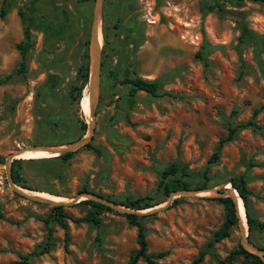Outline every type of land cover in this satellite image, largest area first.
Wrapping results in <instances>:
<instances>
[{"label": "rangeland", "instance_id": "1", "mask_svg": "<svg viewBox=\"0 0 264 264\" xmlns=\"http://www.w3.org/2000/svg\"><path fill=\"white\" fill-rule=\"evenodd\" d=\"M214 2L223 10L211 9ZM5 9L0 18V78L18 67L16 44L25 29L32 46L25 76L14 73L0 84V264L38 250L48 226L52 244L32 257L33 264H128L138 248L137 227L124 212L110 207L95 225L76 221L90 208L80 203L84 198L64 205L66 240L65 230L52 218L53 205L15 192L4 166L6 156L18 148L66 144L85 135L79 121L88 128L82 102L89 96L94 0H7ZM241 25L247 29L243 38ZM101 32L90 141L101 152L84 145L67 160L15 158L20 183L63 201L85 186L116 203L137 198L152 203L137 214L146 228L148 251L165 252L157 264H191L202 251L198 264H252L245 254L227 259L244 248L237 223L229 236L214 241L224 220L217 194L196 190L165 205L169 195L158 189V181L171 163L185 167L188 174L179 171L176 176L189 182V189L226 190V182L244 176L255 221L251 230L247 223L246 235L264 249V230L257 226L264 222V3L103 0ZM125 76L158 80L167 94L138 91L130 97L127 87L115 80ZM256 109L254 120L263 128L238 129L210 162L228 128L249 120ZM44 219L50 220L48 226ZM259 258L264 261V255ZM136 264L148 263L139 259Z\"/></svg>", "mask_w": 264, "mask_h": 264}, {"label": "trees", "instance_id": "2", "mask_svg": "<svg viewBox=\"0 0 264 264\" xmlns=\"http://www.w3.org/2000/svg\"><path fill=\"white\" fill-rule=\"evenodd\" d=\"M6 1L7 0H2L3 3L0 8V18H2L6 13V9H5ZM230 1H243V0H230ZM256 1H260L264 3V0H256ZM215 7L218 8L219 10H223L222 5L219 2H214L213 5H210L211 9ZM246 34H247L246 27L244 25H241V37L240 38H243V36H245ZM31 46H32V42H31L30 33L27 29H25L23 39L16 44V48L20 54V61H19L18 67L13 73H8L7 75L4 76V78H0V84L5 83L14 73H19L25 76L27 53L29 49L31 48ZM85 56H86V77H87L88 76V56L87 54ZM115 80L116 82L123 84L127 87V95L130 97L134 96L138 91H144L145 93L151 96H161V95L167 94L165 92L160 91V83L158 80H155V79H147V78H142L139 76H133V77L125 76L122 78H116ZM257 112H258L257 109L254 110L249 120L242 122V123H238L234 126H230L228 128V133L226 137L220 139L219 144L216 148V151L210 157V160H209L210 162H214L219 158L220 149L222 148L224 143L230 141L234 137L238 129L250 127L254 130H260L263 128L262 125H260L258 122L254 120ZM79 124H80L79 127L82 131V134L84 135L87 130V123L84 120H80ZM85 146L92 148L93 151L98 154L101 152V149L99 147L90 144V142L85 144ZM71 154L72 152H65L60 155L53 156L51 158L67 160L71 156ZM18 160L19 159H14L11 162V176L15 183H18L22 187H25L24 185L20 183V181L22 180L20 171L14 167L15 163ZM31 160L33 159L31 158ZM250 164H254V163L250 162ZM179 171H181L182 174H188L187 171L185 170V167H179L176 163H171L165 169H163L161 172V178L158 181V189H162V192L165 193L166 195H169L170 192L174 190L189 189L190 183L187 181H184L183 179H181V177L176 176L177 172ZM230 183L232 184V186H234V188L236 189V191L238 192V194L240 195L243 201V204L245 207L246 219L248 222V228L249 230H251L255 226V221L249 212V204H248V196H247L249 193V189L247 188L246 180L244 176L241 175L237 178L231 179ZM195 188H205V186L195 187ZM218 191L222 192L224 191V189L221 188ZM81 192H90V191L89 189H87V187L84 186ZM217 199L223 206L224 220L220 228L214 232V241H219L229 236L231 233L232 227L236 225L237 220H238L236 216V209H235L233 200L228 196H218ZM80 203L87 204L90 206V208L85 212V214L82 217L76 219V221H79V222H89L95 225H99L101 223L100 214L104 210H110L109 206L99 201L93 200V199H84V200H81ZM117 203L120 205L126 206L130 209H135V210L150 208L151 206H153L152 203H142L141 198L130 199L125 202L119 201ZM52 209L56 211V213L52 216V218L56 220L61 225V227L65 230V239L67 240L69 237L68 231H67L68 224L65 220L66 215L62 213V206L54 205L52 206ZM124 215L126 216L129 223L137 227L138 248L136 251H134L130 255L128 264H136L139 259L144 260L148 264H157V260L162 258L165 255V252L164 251H160L156 253L149 252L148 242L146 239V228L143 222L141 221L140 217L138 216V214L135 212H127ZM49 222L50 220L44 219V223L47 226L49 225ZM257 226L260 229L264 230V222L258 223ZM51 236H52L51 227L48 226V233H47L46 241L44 242V244H40L38 246L39 248L38 250L22 255L19 257V259L10 261L7 264H33L32 263L33 256L42 254L49 250L52 244ZM211 245H212V242H209L208 246H211ZM204 254L205 252L203 251L200 252L198 257L194 259L191 264L200 263L204 257ZM241 254L251 256L254 260L252 264H264V261L261 260L258 255L249 253L242 247L232 251L230 255L227 257V259L231 260L237 255H241Z\"/></svg>", "mask_w": 264, "mask_h": 264}, {"label": "water", "instance_id": "3", "mask_svg": "<svg viewBox=\"0 0 264 264\" xmlns=\"http://www.w3.org/2000/svg\"><path fill=\"white\" fill-rule=\"evenodd\" d=\"M102 3L103 0H94V9H93V17H92V22H91V29H90V51H89V116H90V120L88 121V128H87V132L85 133V135L81 138V139H77L75 141H72L70 143H66V144H58V145H52V146H38V147H42L48 150H52L49 148L55 147V146H64L58 150H54L52 152H56V155L53 156H57L60 155L62 153L65 152H72V151H76L77 149H79L80 147L84 146L85 144L89 143L92 139V135H93V131H94V100H95V96L98 92V87H99V82H100V68H101V45H99V40H98V25L100 24L101 26V8H102ZM45 29H48L49 31H51L52 33L56 34V32H54L52 29H50L49 26H45ZM27 148H35V147H27ZM24 149L26 148H18L15 151L9 153L6 156L5 159V170H6V176L8 179V183L10 185V187L17 192L18 194L26 197L27 199H30L32 201H36V202H41V203H45V204H51V205H71L74 203L79 202L82 198L84 199H93L96 201H99L111 208L117 209L121 212L127 213V212H135V213H139L142 214L141 210H132L130 208H124V206H121L119 204H117L114 201H111L107 198H104L96 193L93 192H79L75 197H72L69 199V201H54L45 197H41L38 195H29L25 192H23L20 188H18V186H16L17 184L13 181L12 176H11V162L13 159L18 158L16 157L18 154H20ZM230 184V186L228 187L227 184ZM21 187V186H20ZM23 188V187H22ZM224 188L226 190L220 192L218 191V188H210V189H206V188H202V189H180V190H174L172 192H170L169 194V199L166 201L165 205L169 204L174 198H177L181 195H187V194H192L193 192H195L196 190H200V191H213L214 194H217V196H228L233 200L235 209H236V216L238 218L237 220V226L240 229L241 233H242V238H241V243L242 246L244 247V249H246L248 252H251L253 254H257L259 256H263L264 255V249L257 247L256 245H254L247 237L246 235V231L244 232V230L242 229L241 226V220L239 218V214H238V206H237V198L236 195L233 193V191L236 189L234 188V186H232V184L230 182H226L224 184ZM237 192V191H236ZM237 195L239 196V194L237 193ZM158 208H153L151 210H157ZM247 222V219H246Z\"/></svg>", "mask_w": 264, "mask_h": 264}, {"label": "bare ground", "instance_id": "4", "mask_svg": "<svg viewBox=\"0 0 264 264\" xmlns=\"http://www.w3.org/2000/svg\"><path fill=\"white\" fill-rule=\"evenodd\" d=\"M98 40H99V45H101L102 43V32H101V26L100 24L98 25ZM82 106H83V110L85 111V114L87 116L88 121L90 120V116H89V98L87 97V95L84 97L83 102H82ZM64 147L62 146H57V147H52L49 149L52 150H48L42 147L39 148H34V149H25L23 150L20 154H18L16 157H20V158H44V157H50L53 155H56V152H52L54 150H58L60 148ZM18 186V185H16ZM20 188V187H18ZM23 192L29 194V195H38L41 197H45L54 201H63L61 198L59 197H55L52 195H48V194H42L38 191L32 190V189H27V188H20ZM233 193L236 195L237 198V206H238V214H239V218L241 220V226L242 229L244 230V232L246 231V227H247V223L246 222V216L244 215V211H245V207L243 204V201L240 197V195L238 196L235 190L233 191ZM69 201V200H66ZM244 215V216H243Z\"/></svg>", "mask_w": 264, "mask_h": 264}]
</instances>
